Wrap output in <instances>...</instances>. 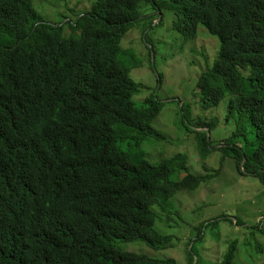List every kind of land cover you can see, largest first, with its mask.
Wrapping results in <instances>:
<instances>
[{
    "label": "trees",
    "instance_id": "trees-1",
    "mask_svg": "<svg viewBox=\"0 0 264 264\" xmlns=\"http://www.w3.org/2000/svg\"><path fill=\"white\" fill-rule=\"evenodd\" d=\"M141 2L161 9L156 0H96L75 20L80 33L66 36L30 0H0V264H175L117 244L164 246L171 236L154 228L153 206L170 212L168 198L206 179L186 171L182 152L153 165L140 148L162 135L152 122L163 109L154 97L133 104L139 84L129 72L136 64L118 56ZM170 4L184 39L196 38L199 24L220 39L218 57L199 78L201 107L229 96L226 121L237 118L236 128L217 142L221 162L230 156L239 171L244 158V173L264 186V0ZM180 112L205 156L216 147L215 121L191 122L190 105ZM242 121L253 125L250 145L239 136ZM178 164L183 173L171 180ZM234 248L215 264H233Z\"/></svg>",
    "mask_w": 264,
    "mask_h": 264
},
{
    "label": "rangeland",
    "instance_id": "rangeland-1",
    "mask_svg": "<svg viewBox=\"0 0 264 264\" xmlns=\"http://www.w3.org/2000/svg\"><path fill=\"white\" fill-rule=\"evenodd\" d=\"M95 1L30 0L42 20L60 24L66 36L80 33L75 20L79 14L92 10ZM156 2L161 4V9L153 2L139 4V21L119 41L118 56L126 64H136L129 72L139 84L133 104L140 106L151 97L163 102L162 111L152 122L156 132L162 135L147 137L139 145L153 165L184 153L186 171L206 179L196 190H180L168 198L165 207L170 212L153 206L158 217L154 228L162 235L171 236L164 246L151 248L142 240H133L118 241V247L169 258L175 264H189V254L193 264H215L223 260L234 243L233 264H264V186L254 175L238 171L232 157L226 156L221 162L223 150L217 148L222 146L217 142L236 128L237 118L226 121L229 96L215 108L203 111L201 107L199 78L218 57L220 39L203 24L198 25L196 38L184 39L174 26L177 12L170 0ZM147 32L148 40L144 37ZM246 75L241 71V78L245 79ZM181 104L190 105L191 122L198 118L215 121L211 140L216 147L209 146L205 156L198 151L194 126L182 122ZM238 126L242 131L240 138L250 145L254 139L253 125L242 121ZM126 142L120 144L124 146ZM180 173H183L181 165H175L170 179L177 180Z\"/></svg>",
    "mask_w": 264,
    "mask_h": 264
},
{
    "label": "water",
    "instance_id": "water-1",
    "mask_svg": "<svg viewBox=\"0 0 264 264\" xmlns=\"http://www.w3.org/2000/svg\"><path fill=\"white\" fill-rule=\"evenodd\" d=\"M203 129H204V128H200V130H203ZM207 134H208V136H209V134H210L209 130H207ZM243 163H244V158H242V161H241V163H240L241 170H242ZM242 171H243V170H242ZM243 172H244V171H243Z\"/></svg>",
    "mask_w": 264,
    "mask_h": 264
}]
</instances>
